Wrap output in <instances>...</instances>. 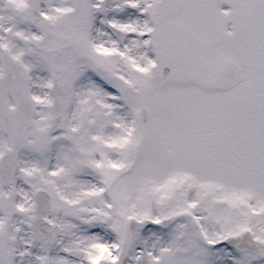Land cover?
I'll list each match as a JSON object with an SVG mask.
<instances>
[{
	"label": "snow or ice",
	"instance_id": "6c2138e0",
	"mask_svg": "<svg viewBox=\"0 0 264 264\" xmlns=\"http://www.w3.org/2000/svg\"><path fill=\"white\" fill-rule=\"evenodd\" d=\"M0 264H264V0H0Z\"/></svg>",
	"mask_w": 264,
	"mask_h": 264
}]
</instances>
